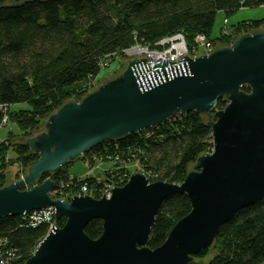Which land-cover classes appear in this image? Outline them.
Listing matches in <instances>:
<instances>
[{"label": "water", "instance_id": "1", "mask_svg": "<svg viewBox=\"0 0 264 264\" xmlns=\"http://www.w3.org/2000/svg\"><path fill=\"white\" fill-rule=\"evenodd\" d=\"M219 98L227 102L217 109ZM188 111L207 117L212 148L195 158L180 183L149 181L137 171L108 196L64 200L49 195L51 178L37 182L97 144ZM42 129L25 140L37 158L0 187V219L52 207L53 220L64 222H53L24 264H187L238 210L264 199V29L177 61L149 66L145 57L129 59L119 75L50 113ZM172 195H185L190 210L149 248L155 216ZM95 218L102 232L92 239L84 227Z\"/></svg>", "mask_w": 264, "mask_h": 264}, {"label": "trees", "instance_id": "2", "mask_svg": "<svg viewBox=\"0 0 264 264\" xmlns=\"http://www.w3.org/2000/svg\"><path fill=\"white\" fill-rule=\"evenodd\" d=\"M264 5V0H0V187L10 182L6 171L18 165L14 179L37 158L25 140L42 129L43 120L67 101H79L94 89L111 57L135 45L160 48L164 37L181 34L190 51L201 34L214 47L230 44L239 34L260 29L264 18L241 20L212 36L215 14ZM242 89L248 90L246 86ZM219 98L216 108L225 106ZM3 119H5L3 121ZM207 117L196 111L177 113L142 132L107 140L87 150L90 166L108 163L102 178H77L65 171L43 174L54 181L53 198L68 200L76 192L99 198L121 186L136 164L149 181L180 183L195 158L212 148ZM11 123L17 132L1 129ZM190 210L185 195L165 199L155 216L148 247L159 246L173 224ZM31 214V212H30ZM27 216L0 219L1 264H24L48 229ZM62 226L64 218L53 220ZM84 232L92 239L102 232L98 218ZM264 261V199L238 210L222 224L212 245L187 264H260Z\"/></svg>", "mask_w": 264, "mask_h": 264}, {"label": "rangeland", "instance_id": "3", "mask_svg": "<svg viewBox=\"0 0 264 264\" xmlns=\"http://www.w3.org/2000/svg\"><path fill=\"white\" fill-rule=\"evenodd\" d=\"M261 18H264V5H260L257 7H241L229 15H225L222 11H219L215 14L214 24L211 33L212 36H216L218 35L221 27L230 26L231 24H234L241 20L261 19ZM111 58L112 59L111 60L109 59V61H107L106 66L100 71L95 81L94 89L98 85L119 75L122 72V70L125 68L128 61L126 58H121L118 56ZM7 130H12L17 132L15 127L11 123H8L1 129V135H4ZM90 164H91L90 156L84 155L82 158L79 157L74 161L69 162L65 171H68V173L71 176H75L79 179L85 176H96L97 178H102L101 177L102 171L103 169L107 168L106 166H108V163H103L102 161L100 162L98 160H95L93 165L90 166ZM126 168L130 171V173L137 171L141 172L139 166H137L136 164L128 165ZM18 170H19L18 165L9 167L6 171L7 178L10 181H12ZM64 200L66 199L64 198ZM51 220L53 221V219Z\"/></svg>", "mask_w": 264, "mask_h": 264}, {"label": "built area", "instance_id": "4", "mask_svg": "<svg viewBox=\"0 0 264 264\" xmlns=\"http://www.w3.org/2000/svg\"><path fill=\"white\" fill-rule=\"evenodd\" d=\"M260 29H264V19L260 25ZM198 47L196 49H192L191 51L194 52V54H190V51L184 41V38L181 34H175L172 36L164 37L159 39L155 45L159 46L160 48H153L148 49L145 46L135 45L130 48H127L124 51V54L128 57L132 58H140L145 57L148 59L149 66L153 65L154 62L162 60V59H168V61H177L178 57L187 54L188 56H197L199 54H208L214 46L204 38L203 35L199 34L195 38ZM5 119H3L4 121ZM105 189L101 195H109V190ZM86 188L82 187L81 191L76 192V195H81L82 192H85ZM53 191H50V196H53ZM30 214V213H29ZM27 216V215H26ZM53 219V208L47 207L42 210L38 211H32L29 215V221L32 225L39 223L41 221L48 222V227L52 226V220ZM3 263V261L0 260V264Z\"/></svg>", "mask_w": 264, "mask_h": 264}]
</instances>
